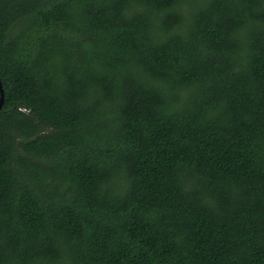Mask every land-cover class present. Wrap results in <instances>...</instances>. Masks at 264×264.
<instances>
[{
    "label": "trees",
    "instance_id": "trees-1",
    "mask_svg": "<svg viewBox=\"0 0 264 264\" xmlns=\"http://www.w3.org/2000/svg\"><path fill=\"white\" fill-rule=\"evenodd\" d=\"M0 79V264H264V0H0Z\"/></svg>",
    "mask_w": 264,
    "mask_h": 264
},
{
    "label": "water",
    "instance_id": "water-1",
    "mask_svg": "<svg viewBox=\"0 0 264 264\" xmlns=\"http://www.w3.org/2000/svg\"><path fill=\"white\" fill-rule=\"evenodd\" d=\"M4 102H5V93H4L2 81L0 79V111L3 108Z\"/></svg>",
    "mask_w": 264,
    "mask_h": 264
},
{
    "label": "rangeland",
    "instance_id": "rangeland-1",
    "mask_svg": "<svg viewBox=\"0 0 264 264\" xmlns=\"http://www.w3.org/2000/svg\"><path fill=\"white\" fill-rule=\"evenodd\" d=\"M186 7H187V9H189L188 6H186ZM20 28H21V25L20 24H17L16 27H15V30H19Z\"/></svg>",
    "mask_w": 264,
    "mask_h": 264
}]
</instances>
